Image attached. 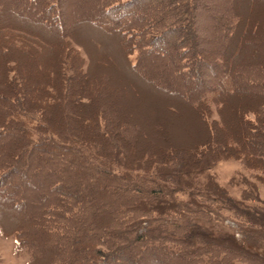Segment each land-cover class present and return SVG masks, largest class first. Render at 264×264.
I'll use <instances>...</instances> for the list:
<instances>
[{
  "label": "trees",
  "instance_id": "16d2710c",
  "mask_svg": "<svg viewBox=\"0 0 264 264\" xmlns=\"http://www.w3.org/2000/svg\"><path fill=\"white\" fill-rule=\"evenodd\" d=\"M207 1L90 0L70 21L64 0L0 3V235L29 249L28 264H264L238 234L199 221L227 210L264 238V201L233 198L210 173L236 160L264 184V20L244 22L255 0L216 12ZM210 8L207 48L199 12ZM82 27L113 41L93 39L108 51L98 66ZM139 47L163 75L132 59ZM114 49L138 81L195 112L205 134L193 147L145 144L99 65Z\"/></svg>",
  "mask_w": 264,
  "mask_h": 264
},
{
  "label": "rangeland",
  "instance_id": "374dc122",
  "mask_svg": "<svg viewBox=\"0 0 264 264\" xmlns=\"http://www.w3.org/2000/svg\"><path fill=\"white\" fill-rule=\"evenodd\" d=\"M90 0H64L65 10L68 12L65 17L66 20H74L78 11L74 10L76 3L83 4ZM93 1V0H92ZM250 1V0H249ZM208 4L216 11L227 7V0H208ZM0 3H11L13 7H23L32 10L33 4L31 0H0ZM238 6V5H237ZM246 12L244 16V22L252 20L253 22L264 20V2L260 0L250 1L249 5L245 8ZM217 14L210 10H203L199 12V27H205L206 35L203 37L205 42L204 46L212 48L215 42L211 30V16ZM217 16V15H216ZM75 36L84 44L91 53L95 54L97 50L93 43V39L99 38L102 46L106 45L109 48V44L113 41L89 27H82L75 31ZM257 36L245 37L243 43H249V41H255ZM105 46V47H106ZM103 48V47H102ZM141 48V49H139ZM135 49L132 59L135 61L140 58L143 61V65L146 71L156 73L154 76H160L161 69L158 67L160 60H154L152 57L147 56L141 52L142 47ZM113 50V49H112ZM145 51V50H144ZM108 51H102L101 58L105 57V53ZM113 56V62H109L107 66L100 61L99 64L102 68H105L111 78V86L116 89L115 97L118 99V104L122 105L124 115L130 119H133L141 125V138L144 140L148 147L157 146L161 144H170L180 148L193 147L198 139L203 137L205 132L203 130L199 119L195 112L191 111L184 103L176 99L165 95L149 85L141 83L125 66L119 53L116 49L111 53ZM95 56V57H94ZM94 64H97V56L93 55ZM163 62V61H162ZM110 65V66H109ZM217 68L211 70H202L207 83L214 82L213 78H219ZM162 74V73H161ZM163 75V74H162ZM178 81L184 82L181 77ZM117 88L120 92H117ZM173 105L177 112L172 113L169 107ZM116 171V169H115ZM210 173L214 176L215 181L227 190L230 196L236 199H240L243 195H247L248 200L245 201L248 205L259 206L261 201H264V184L258 183L254 179V172L243 168L242 164L236 160H219L213 164L210 168ZM257 195L259 201L253 200V197ZM181 196V195H180ZM185 199V196L181 197ZM199 199V197H198ZM260 203V204H259ZM212 203H209L210 206ZM263 205V204H261ZM220 213L212 215L210 218H199L201 223L206 224L212 230L217 232H223L226 234H238L246 246L252 247L264 256V238L260 236H253L249 238V234L244 229L238 227L237 222L242 223L243 219L236 218L230 211L220 210ZM199 216V215H197ZM243 225V224H242ZM245 225V224H244ZM240 229V230H239ZM170 245V243H168ZM146 258V257H145ZM30 259V252L27 247L19 246L16 239L13 236L3 237L0 235V264H28ZM144 264H155L150 262L148 258Z\"/></svg>",
  "mask_w": 264,
  "mask_h": 264
}]
</instances>
